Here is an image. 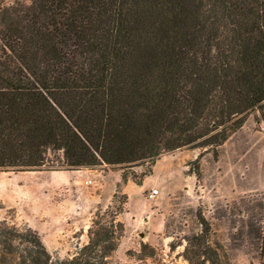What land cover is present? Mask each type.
Returning a JSON list of instances; mask_svg holds the SVG:
<instances>
[{
  "label": "trees",
  "instance_id": "16d2710c",
  "mask_svg": "<svg viewBox=\"0 0 264 264\" xmlns=\"http://www.w3.org/2000/svg\"><path fill=\"white\" fill-rule=\"evenodd\" d=\"M4 1L0 170L147 165L132 175L140 185L163 152L217 156L249 115L264 124V0ZM121 209L96 210L67 257L31 226L0 219V264H120ZM198 215L187 264H231ZM244 217L237 238L264 264V197ZM154 253L142 242L138 259Z\"/></svg>",
  "mask_w": 264,
  "mask_h": 264
},
{
  "label": "rangeland",
  "instance_id": "374dc122",
  "mask_svg": "<svg viewBox=\"0 0 264 264\" xmlns=\"http://www.w3.org/2000/svg\"><path fill=\"white\" fill-rule=\"evenodd\" d=\"M81 168L0 170V219L31 226L52 255L67 257L87 241L96 210L122 208L117 218L124 230L115 253L120 264H143L142 242L155 249L145 256L147 264H187L183 251L187 239L201 231V213L210 222L211 240L224 245L231 264H259L253 245L237 238L245 228L244 212L264 197V124L253 115L218 147L217 156L187 147L163 152L140 185L132 175L141 177L147 165L104 163L86 174ZM152 188L157 196L148 199Z\"/></svg>",
  "mask_w": 264,
  "mask_h": 264
},
{
  "label": "built area",
  "instance_id": "2783aa9c",
  "mask_svg": "<svg viewBox=\"0 0 264 264\" xmlns=\"http://www.w3.org/2000/svg\"><path fill=\"white\" fill-rule=\"evenodd\" d=\"M86 182H87V183H91L92 180H91V179H87ZM157 193H158V189H157V188H152V189L148 192V194H147V198H148V199H152V198H154V197L157 195Z\"/></svg>",
  "mask_w": 264,
  "mask_h": 264
},
{
  "label": "crops",
  "instance_id": "0c3cea01",
  "mask_svg": "<svg viewBox=\"0 0 264 264\" xmlns=\"http://www.w3.org/2000/svg\"><path fill=\"white\" fill-rule=\"evenodd\" d=\"M79 171H81L82 173H87V171H90V169L88 167H82ZM92 183V182H91ZM157 196V195H156ZM155 196V197H156Z\"/></svg>",
  "mask_w": 264,
  "mask_h": 264
}]
</instances>
